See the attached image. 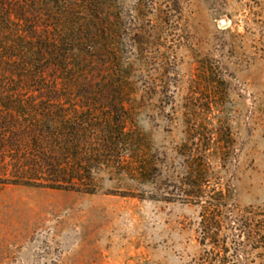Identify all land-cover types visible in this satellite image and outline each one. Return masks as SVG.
<instances>
[{
	"label": "rangeland",
	"instance_id": "374dc122",
	"mask_svg": "<svg viewBox=\"0 0 264 264\" xmlns=\"http://www.w3.org/2000/svg\"><path fill=\"white\" fill-rule=\"evenodd\" d=\"M26 3L6 2L26 11L24 31L59 25L62 7ZM102 3L64 8L97 13L117 73L94 58L76 72L81 83H59L53 96L99 114L79 148L103 154L107 115L114 123L123 99L156 169L151 184L102 162L86 180H66L91 194L15 185L11 156L0 155V264H264V0ZM18 96L36 104L44 94L26 87ZM189 162L196 187L186 185Z\"/></svg>",
	"mask_w": 264,
	"mask_h": 264
},
{
	"label": "trees",
	"instance_id": "16d2710c",
	"mask_svg": "<svg viewBox=\"0 0 264 264\" xmlns=\"http://www.w3.org/2000/svg\"><path fill=\"white\" fill-rule=\"evenodd\" d=\"M7 1L0 0V155L11 156L6 164L11 167L14 184L50 189L76 188L77 192L91 194V191L72 187L66 180L84 181L83 174H91L93 166L102 162L114 165L125 181L151 184L156 169L146 151H141L138 136L128 127L123 99L117 102L120 113L114 123L111 115H107V137L102 141L106 152L103 154L99 149L85 151L86 143L79 148L88 133L83 125L94 124L93 117L99 114L83 108L70 110L53 96L59 83L62 86L81 83L76 72L86 69L85 63L89 64L94 58L109 60L112 70L117 73L120 67L118 55L106 46V27L97 13L89 8L79 13L64 8L103 7V0H27L26 4H19L20 7H62L58 11L59 25L42 34L33 29L24 31L26 11L18 5L9 9ZM75 33L85 39H74ZM48 71L56 74L55 77L47 75ZM117 84L123 86L121 81ZM24 86L44 94L39 103L27 104L18 96L26 89ZM71 124L76 128H67ZM58 125L63 131H72V137L59 139ZM91 127L92 131L96 130L94 125ZM200 131L202 129H196V132ZM204 136L199 135L201 144ZM70 140L73 142L69 143ZM72 148L75 153H70ZM62 161L66 162L65 167L60 164ZM191 166L189 162L186 168L190 170ZM196 170L198 176L204 172L199 165ZM191 173L192 170L187 175L186 185L196 187L195 183H189ZM218 197L220 201L225 199L221 192ZM206 221L208 224L214 222L213 219Z\"/></svg>",
	"mask_w": 264,
	"mask_h": 264
}]
</instances>
